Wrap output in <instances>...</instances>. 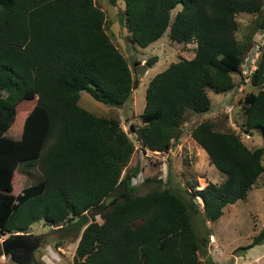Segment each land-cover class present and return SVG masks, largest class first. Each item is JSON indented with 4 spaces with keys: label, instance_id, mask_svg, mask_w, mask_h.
<instances>
[{
    "label": "trees",
    "instance_id": "1",
    "mask_svg": "<svg viewBox=\"0 0 264 264\" xmlns=\"http://www.w3.org/2000/svg\"><path fill=\"white\" fill-rule=\"evenodd\" d=\"M124 3L135 44L146 47L168 28L172 40L196 42L191 59L171 63L145 89L138 139L150 151H167L180 138L188 111L197 115L211 108L207 87L216 92L232 87L231 72L240 70L246 52V43L235 37V15L256 14L255 30L264 29V18H258L264 0ZM103 19L94 0H0V236L10 234L4 247L9 251L11 241L24 238L16 233L44 220L62 235L79 238L73 264H213L205 222L245 198L264 171V144L250 150L234 132L203 119L191 136L224 180L192 193L184 189L185 196L171 185L137 194L131 180L138 167L123 172L134 150L129 136L116 120L78 106L84 91L117 106L131 96L133 71L104 32ZM156 61L150 57L147 65ZM250 82L264 86V45ZM245 99L247 127L264 133V88ZM30 100L35 104L23 135L6 136L16 107ZM25 163H36L38 175L18 196L5 195ZM263 242L264 227L237 249L244 253ZM4 247L0 244V257Z\"/></svg>",
    "mask_w": 264,
    "mask_h": 264
},
{
    "label": "rangeland",
    "instance_id": "2",
    "mask_svg": "<svg viewBox=\"0 0 264 264\" xmlns=\"http://www.w3.org/2000/svg\"><path fill=\"white\" fill-rule=\"evenodd\" d=\"M94 3L103 13L104 32L133 71L134 84L130 98L123 105L105 104L84 91L78 106L95 116L116 120L129 136L134 150L123 172L138 167L136 176L131 180L137 187V194L171 185L184 195L182 191L184 189L192 193L208 182L219 184L224 180L225 176L211 164L207 153L191 136L192 128L203 119H210L217 130L234 132L250 150L264 144L263 131L259 128L249 129L244 113V109L248 106L246 95L250 92L257 93L264 86L252 85L250 77L254 70L247 69L241 63L239 71L231 72L233 85L230 89L216 92L214 88H206L211 108L207 113L197 115L188 111L185 121L180 126V138L167 151H150L144 147L138 139L136 130L143 125L140 114L145 106L147 83L171 63L180 59H191L194 56L196 42L190 40L188 43H183L172 40L168 28L156 42L141 47L134 43L128 31L124 0H94ZM180 8L181 4H178L170 11L171 20L175 11ZM258 18H264V4ZM235 20L237 22L235 37L238 41L246 43L245 53H249L251 47L256 49L264 45V29L255 30L256 14L239 12L235 15ZM154 56H157L156 63L152 67L148 66L147 60ZM245 74L251 75L247 77ZM34 104L35 101L32 100L19 103L16 107L14 124L6 136L19 139L23 135L26 116ZM261 163L264 167V155ZM37 168L36 163L21 164L13 175L12 192L4 194L13 196L21 194L23 189L32 184L31 178L38 175ZM197 202L202 208L200 198H197ZM95 220L99 223L103 221L100 215H96ZM205 225L211 233L207 238L206 252L213 264H264V242L249 248L244 253L237 249L239 246L247 245L251 237L264 227V171L258 175L244 199L225 205L222 208V215L214 222L206 221ZM58 228L41 220L34 223L29 232L16 233V235H27L24 241H11L12 246L15 244L20 246L22 256L19 259L12 258V252L8 251V256L0 257L3 262L1 264H19L20 261H28L30 259L28 253L32 248H34L31 256L33 261L45 264L48 261L51 264V260L48 259L51 257L53 262L58 260L54 264H72L79 238L72 233L62 235L57 231ZM8 239L10 234L0 236V244ZM33 241L35 243H31ZM57 242L61 244L59 247L55 246ZM201 260L205 262V255H201Z\"/></svg>",
    "mask_w": 264,
    "mask_h": 264
},
{
    "label": "built area",
    "instance_id": "3",
    "mask_svg": "<svg viewBox=\"0 0 264 264\" xmlns=\"http://www.w3.org/2000/svg\"><path fill=\"white\" fill-rule=\"evenodd\" d=\"M259 54H260V46H258L256 49H253L251 47L250 50H249V53H245L243 55V58H242V61H241L242 65L244 64L247 67V69L249 68V69L255 70L256 61H257V59L259 57ZM245 75H247V74H245ZM250 75H247V77H249Z\"/></svg>",
    "mask_w": 264,
    "mask_h": 264
},
{
    "label": "crops",
    "instance_id": "4",
    "mask_svg": "<svg viewBox=\"0 0 264 264\" xmlns=\"http://www.w3.org/2000/svg\"><path fill=\"white\" fill-rule=\"evenodd\" d=\"M207 113V112H206ZM12 127V126H11ZM11 129V128H10ZM9 129V130H10ZM8 133V132H7ZM16 236H24V238H22V239H20V240H17V241H15V242H20V241H23V240H25V237L27 236V235H16ZM34 249V248H33ZM33 249H31V251L28 253V256L30 257V259H28V261H24V262H22V261H20L19 262V264H34V262H33V260H32V253H33ZM57 254V253H56ZM58 255V254H57ZM2 257V256H1ZM48 259H49V261L51 260V264H54V262L55 261H57L58 262V260H55L54 262H53V260H52V258L51 257H48ZM64 260H66V259H61V261H64ZM46 261V260H45ZM67 261V260H66ZM1 263H3L2 262V260H0V264ZM43 264H45V263H43ZM46 264H50L48 261H46ZM72 264H73V262H72Z\"/></svg>",
    "mask_w": 264,
    "mask_h": 264
},
{
    "label": "flooded vegetation",
    "instance_id": "5",
    "mask_svg": "<svg viewBox=\"0 0 264 264\" xmlns=\"http://www.w3.org/2000/svg\"><path fill=\"white\" fill-rule=\"evenodd\" d=\"M24 241V240H23ZM31 243H35V241H33V242H31ZM37 245V244H36ZM9 247V251H11L12 253L11 254H13V258H17V259H19V257H21L22 256V251L21 250H19V248H20V246L18 247V245H14V246H12V245H10V246H8ZM5 249H6V247H5ZM33 249V248H32ZM6 251H8V250H6ZM31 251V250H30Z\"/></svg>",
    "mask_w": 264,
    "mask_h": 264
},
{
    "label": "water",
    "instance_id": "6",
    "mask_svg": "<svg viewBox=\"0 0 264 264\" xmlns=\"http://www.w3.org/2000/svg\"><path fill=\"white\" fill-rule=\"evenodd\" d=\"M5 244H6V241L2 242V243H1L2 247H4ZM16 245H18V244H15V246H16ZM18 247H19V245H18ZM4 255H5V256H8V251H6L5 247H4ZM11 256H12V258H13V254H11Z\"/></svg>",
    "mask_w": 264,
    "mask_h": 264
}]
</instances>
